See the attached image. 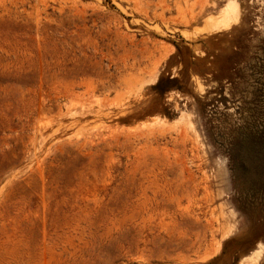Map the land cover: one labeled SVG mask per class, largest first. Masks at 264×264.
Listing matches in <instances>:
<instances>
[{"label":"rangeland","instance_id":"obj_1","mask_svg":"<svg viewBox=\"0 0 264 264\" xmlns=\"http://www.w3.org/2000/svg\"><path fill=\"white\" fill-rule=\"evenodd\" d=\"M263 132L264 0H0V264H264Z\"/></svg>","mask_w":264,"mask_h":264},{"label":"trees","instance_id":"obj_2","mask_svg":"<svg viewBox=\"0 0 264 264\" xmlns=\"http://www.w3.org/2000/svg\"><path fill=\"white\" fill-rule=\"evenodd\" d=\"M177 81L174 79H168V80H160L157 85L155 86V89L158 90L160 93L164 94L172 89L175 88V83ZM263 138H264V132H263Z\"/></svg>","mask_w":264,"mask_h":264}]
</instances>
